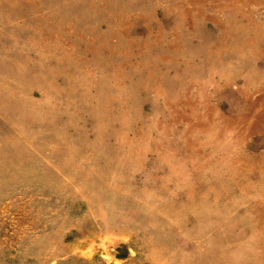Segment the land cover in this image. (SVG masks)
I'll use <instances>...</instances> for the list:
<instances>
[{
    "label": "rangeland",
    "instance_id": "rangeland-1",
    "mask_svg": "<svg viewBox=\"0 0 264 264\" xmlns=\"http://www.w3.org/2000/svg\"><path fill=\"white\" fill-rule=\"evenodd\" d=\"M0 264H264V0H0Z\"/></svg>",
    "mask_w": 264,
    "mask_h": 264
}]
</instances>
